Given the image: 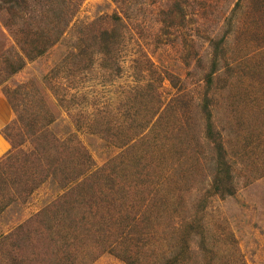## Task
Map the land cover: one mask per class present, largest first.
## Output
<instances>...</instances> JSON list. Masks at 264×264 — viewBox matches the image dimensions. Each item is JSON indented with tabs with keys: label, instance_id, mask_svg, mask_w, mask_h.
I'll return each mask as SVG.
<instances>
[{
	"label": "rangeland",
	"instance_id": "obj_1",
	"mask_svg": "<svg viewBox=\"0 0 264 264\" xmlns=\"http://www.w3.org/2000/svg\"><path fill=\"white\" fill-rule=\"evenodd\" d=\"M0 98V264H264V0H0Z\"/></svg>",
	"mask_w": 264,
	"mask_h": 264
},
{
	"label": "crops",
	"instance_id": "obj_2",
	"mask_svg": "<svg viewBox=\"0 0 264 264\" xmlns=\"http://www.w3.org/2000/svg\"><path fill=\"white\" fill-rule=\"evenodd\" d=\"M1 99L2 98H0V104L2 105L0 110V158L7 154L10 149L9 142L5 139L2 133L3 129L9 124L8 122L10 121V119L8 120V116H10L9 107L6 102H3Z\"/></svg>",
	"mask_w": 264,
	"mask_h": 264
},
{
	"label": "trees",
	"instance_id": "obj_3",
	"mask_svg": "<svg viewBox=\"0 0 264 264\" xmlns=\"http://www.w3.org/2000/svg\"><path fill=\"white\" fill-rule=\"evenodd\" d=\"M80 1H82V0H80ZM116 1H118V0H116ZM113 18H115V19H118V17H117V15L116 16H114ZM110 32V29H106L105 30V33H109ZM14 107V106H13ZM9 127V125H7L4 129H3V131H2V133H3V136L5 137V139L7 140V141H9L10 143H11V145H12V147H15V145H14V143H13V140L7 135V132H6V130H7V128ZM16 148V147H15ZM13 156L14 155H9L8 157H6V159L5 160H7V163L9 162V161H11L12 159H13ZM5 160H3L2 162H0V172H2V171H4V168L7 166L6 164V162H4ZM3 169V170H2ZM23 176L24 175H20V178L18 177V180H21V181H23ZM1 177V176H0ZM18 180H13V182H14V184L15 185H17L18 183H19V181ZM21 181H20V183H21ZM24 182V181H23ZM25 183V182H24ZM26 183H28L27 184V186H28V188L26 189V191H29L30 193L33 191V188L31 189V181L26 177ZM131 264H134V263H132L131 262Z\"/></svg>",
	"mask_w": 264,
	"mask_h": 264
}]
</instances>
